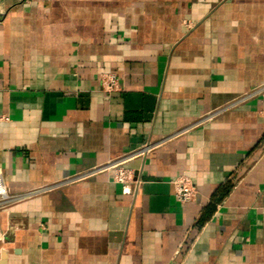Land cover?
I'll return each instance as SVG.
<instances>
[{"label":"crops","instance_id":"obj_1","mask_svg":"<svg viewBox=\"0 0 264 264\" xmlns=\"http://www.w3.org/2000/svg\"><path fill=\"white\" fill-rule=\"evenodd\" d=\"M0 264H264V0H2ZM115 74L107 95L100 75ZM194 124V125H193ZM185 174L195 202L178 204Z\"/></svg>","mask_w":264,"mask_h":264},{"label":"built area","instance_id":"obj_2","mask_svg":"<svg viewBox=\"0 0 264 264\" xmlns=\"http://www.w3.org/2000/svg\"><path fill=\"white\" fill-rule=\"evenodd\" d=\"M1 2L2 0H0V4ZM2 14L3 13L0 11V15ZM100 87H101V90L107 95L120 91V85L118 82V78L115 74H112V73H103L100 75ZM263 92H264V85L245 94L241 98L233 100L232 102H230L227 106L223 108L214 110L213 112H209L208 114L200 118L198 122L195 123V125L194 124L193 125L198 126L202 124L203 122L210 120L212 117L216 116L223 110L232 108L236 106L238 103H240L241 101L251 96L261 94ZM149 148H150V145L144 146L140 150L133 151L118 160L108 162L107 164L93 168L83 174L72 176L60 182H56L54 184L44 186V187L38 188L37 190L29 192L27 194H21V195L9 194L6 188L4 179H3L2 171L0 170V210L5 209L10 204L17 202L19 200H22L23 198L31 194L51 191V190H54L60 187L61 185H66V184L74 183L80 180H84L98 173L107 172V171H113V175H112L113 181L116 183H119L122 186V192L124 194H130L132 187L135 186L138 183V181L134 178L132 171L124 167V164L126 161L132 158L143 156L149 150ZM170 183H171L172 190H173V198L178 204L185 205V204L196 201L197 195H198L197 189L192 183L191 179L187 175L182 174L174 178L173 180H171ZM4 239H5V234L0 227V242H3Z\"/></svg>","mask_w":264,"mask_h":264}]
</instances>
